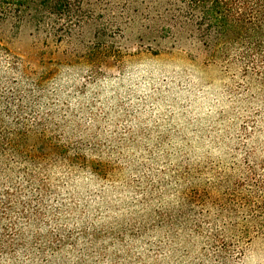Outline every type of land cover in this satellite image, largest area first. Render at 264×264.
I'll list each match as a JSON object with an SVG mask.
<instances>
[{"label": "clouds", "instance_id": "1", "mask_svg": "<svg viewBox=\"0 0 264 264\" xmlns=\"http://www.w3.org/2000/svg\"><path fill=\"white\" fill-rule=\"evenodd\" d=\"M138 63L119 75L53 70L34 87L16 64L0 65V101L14 93L23 113L5 121L0 107V264H264V247L247 259L215 249V216L193 214L182 195L185 169L226 156L207 141L231 90L201 98L186 74L165 77L164 92L168 70ZM28 131L60 151H18Z\"/></svg>", "mask_w": 264, "mask_h": 264}, {"label": "rangeland", "instance_id": "2", "mask_svg": "<svg viewBox=\"0 0 264 264\" xmlns=\"http://www.w3.org/2000/svg\"><path fill=\"white\" fill-rule=\"evenodd\" d=\"M82 8L89 17L61 38L35 31L27 20H0V65L7 68L9 62L16 64L26 78L22 83L28 87H34L53 70L64 73L83 69L93 74L119 75L125 66L139 67L138 62L143 61L168 70L157 80L164 92L169 91L165 77L181 80L186 74L199 78L203 91L196 95L201 98L228 93L230 89L231 99L218 106L222 118L212 126L211 140L207 141L223 148L226 156L219 164L185 169L182 179L190 187L182 195L190 202L188 207L193 214L199 211L207 215L211 210L215 216L220 227L209 238L215 249L229 256L240 254L243 249L247 259L253 249L264 247V235L249 222L250 205L257 206L258 211L264 207V189L254 183V178L264 179V158L259 155L264 141L258 139L264 138V74L254 72L251 65L249 75H245L240 63L209 61L210 50L190 38L186 26L172 28L173 34L164 35L162 29L171 25L168 20L173 14L168 0H92L83 1ZM142 36L145 39L139 40ZM16 79L20 80V74ZM254 93L255 99H250ZM14 98V93L6 94L0 101L5 121L23 115L18 98L16 103ZM185 117L187 113L182 119ZM19 126L26 127L23 122ZM16 140L17 150L32 159L42 155L51 158L60 151L55 141L31 131L27 135L21 133ZM256 215L261 217L259 212ZM234 264L243 261L237 259Z\"/></svg>", "mask_w": 264, "mask_h": 264}, {"label": "trees", "instance_id": "3", "mask_svg": "<svg viewBox=\"0 0 264 264\" xmlns=\"http://www.w3.org/2000/svg\"><path fill=\"white\" fill-rule=\"evenodd\" d=\"M83 1L92 0H0V20H27L35 31L61 38L89 17L82 8ZM168 1L173 5V14L168 20L171 25L162 29L164 35L173 34L172 28L186 26L188 36L210 50L209 61L240 63L245 75H249L251 65L254 72L264 74V0ZM254 183L264 189V179L254 178ZM250 207L249 222L263 236L264 207L260 211L254 204ZM258 212L261 217L256 215Z\"/></svg>", "mask_w": 264, "mask_h": 264}]
</instances>
